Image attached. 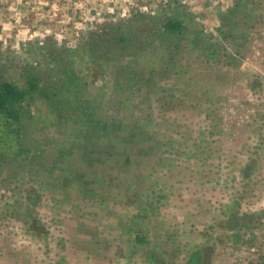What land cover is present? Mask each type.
Segmentation results:
<instances>
[{
	"label": "rangeland",
	"instance_id": "rangeland-1",
	"mask_svg": "<svg viewBox=\"0 0 264 264\" xmlns=\"http://www.w3.org/2000/svg\"><path fill=\"white\" fill-rule=\"evenodd\" d=\"M5 81L0 264H264V0H0Z\"/></svg>",
	"mask_w": 264,
	"mask_h": 264
},
{
	"label": "trees",
	"instance_id": "trees-1",
	"mask_svg": "<svg viewBox=\"0 0 264 264\" xmlns=\"http://www.w3.org/2000/svg\"><path fill=\"white\" fill-rule=\"evenodd\" d=\"M181 26L182 25L179 22H176L175 20H169L166 23V28L168 30H177L181 28ZM41 79L42 78H39V76L32 75V79L29 80V90L35 91L41 88ZM45 89L48 93V88L46 87ZM28 93V90L20 88L11 81H5L0 83V115L3 114L7 120L8 126L5 128L7 129V132H9L8 130H10L14 133L16 129L14 123L20 121L23 118L22 106L23 102L28 96ZM54 95L55 93L52 94V96Z\"/></svg>",
	"mask_w": 264,
	"mask_h": 264
}]
</instances>
